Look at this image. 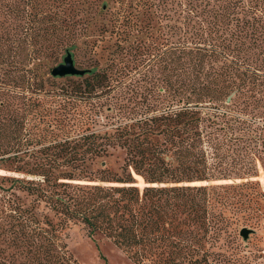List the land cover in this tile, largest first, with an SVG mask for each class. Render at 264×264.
<instances>
[{
    "label": "trees",
    "instance_id": "trees-1",
    "mask_svg": "<svg viewBox=\"0 0 264 264\" xmlns=\"http://www.w3.org/2000/svg\"><path fill=\"white\" fill-rule=\"evenodd\" d=\"M96 2L0 0V171L21 175H0V264L2 243L12 264H79L75 225L133 264H246L240 230L264 216V6L116 0L97 24ZM42 5L83 7L58 22ZM79 41L111 46L104 65L59 82L46 60Z\"/></svg>",
    "mask_w": 264,
    "mask_h": 264
},
{
    "label": "rangeland",
    "instance_id": "rangeland-1",
    "mask_svg": "<svg viewBox=\"0 0 264 264\" xmlns=\"http://www.w3.org/2000/svg\"><path fill=\"white\" fill-rule=\"evenodd\" d=\"M242 5H244V9H247L248 5H260L262 7V5L264 6V0H242ZM20 6L21 9H24L23 13L25 14L28 6ZM114 6L115 9L119 6L116 0H97L96 5H91L90 9V15L93 18V21L97 24L103 22V18L106 16L108 9ZM260 6H257L256 9H253L254 13L250 15H255L256 17L260 16L263 13ZM42 7H47L49 11L52 12L58 11V22H60L65 16H67V13H69L71 9H75L77 7L82 8L83 5H42ZM243 14L244 13H242V16ZM156 33L159 32L157 31ZM107 45V43H104L103 46L100 44L99 47H96L92 50L90 47L79 41L77 48L70 50L74 64L76 67L83 69L91 68L97 63L103 66L108 49L111 47ZM64 54L65 52L62 51L54 57H49V59L46 60L45 68L51 69L54 65L61 62ZM12 75L15 76V72H13ZM3 78H5V76L0 72V91L2 92H4L5 89H10L4 86L3 82L1 83ZM57 78H59L57 79L59 82L64 80H62L64 77ZM62 84L65 85V90L71 89L68 83H60L58 86H61ZM17 91L22 93L21 89H18ZM122 157L123 152L117 149L113 150V154L105 158V161L106 164H108V167L117 171L119 166L122 164ZM3 174L19 175L9 171H0V175ZM250 179L257 180L261 187L264 188V168L260 165V163H258V174L256 176H251ZM245 180L246 178L236 179V181ZM137 181V184L142 186L140 185L139 179ZM210 183L217 182L212 181ZM142 184L144 185L143 180ZM255 222L258 224H252L250 226L247 225L248 228L245 227L250 230L246 238L243 236H239L238 238L240 246L242 247L240 254L241 260L246 264H264V216L262 218H256ZM67 233L68 238L66 239V243L68 250L79 264H133L130 259L108 239L98 237L97 240H92L85 235V231L82 228L76 225L70 228ZM2 244L5 255V264H12L10 255L14 253V249H12V247H8V244ZM17 256L18 257H16L17 261L15 264H23V256Z\"/></svg>",
    "mask_w": 264,
    "mask_h": 264
},
{
    "label": "water",
    "instance_id": "water-1",
    "mask_svg": "<svg viewBox=\"0 0 264 264\" xmlns=\"http://www.w3.org/2000/svg\"><path fill=\"white\" fill-rule=\"evenodd\" d=\"M87 71L88 70H86V69H80V68L76 67V65L74 64L72 53L70 51H66L65 55L62 58V61L59 62L58 64L54 65L51 68L50 75L53 77L81 76V75L86 74ZM232 95H233V93L228 96L227 101L230 100V97ZM210 182L205 181L204 183L198 182V183H189V184H208ZM249 231L250 230L247 228H242L240 230V235L243 236L244 238H246Z\"/></svg>",
    "mask_w": 264,
    "mask_h": 264
}]
</instances>
